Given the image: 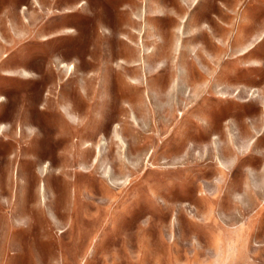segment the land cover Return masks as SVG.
Returning a JSON list of instances; mask_svg holds the SVG:
<instances>
[{"label": "rangeland", "instance_id": "rangeland-1", "mask_svg": "<svg viewBox=\"0 0 264 264\" xmlns=\"http://www.w3.org/2000/svg\"><path fill=\"white\" fill-rule=\"evenodd\" d=\"M0 264H264V0H0Z\"/></svg>", "mask_w": 264, "mask_h": 264}]
</instances>
